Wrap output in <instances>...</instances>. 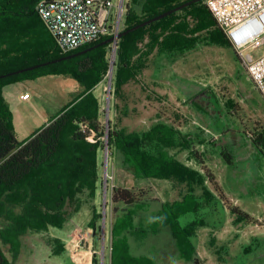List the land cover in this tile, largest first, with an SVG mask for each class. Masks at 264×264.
I'll return each mask as SVG.
<instances>
[{
    "label": "trees",
    "instance_id": "16d2710c",
    "mask_svg": "<svg viewBox=\"0 0 264 264\" xmlns=\"http://www.w3.org/2000/svg\"><path fill=\"white\" fill-rule=\"evenodd\" d=\"M40 1L0 0V76H3L0 78V264H14L28 235L48 233L50 228L62 229L84 207L91 210L89 229L100 235L103 215L96 200L102 186L99 168L102 138L107 140L110 151L114 149L116 155L125 156L137 178H174L181 182L189 176L203 178L204 183L208 180L216 188L218 184L214 175L203 167L204 174L168 156L169 148H189L191 136L184 135L173 124L158 120L144 131H129L120 126L124 118L130 117L124 88L149 68L154 54L175 61L201 44L233 48L205 1L118 40L112 85L115 120L109 118L108 125L102 122L104 111L93 89L108 74L112 44L58 60L99 45L111 36L64 53L36 12ZM187 1L190 0H128L124 3L123 29H131ZM45 63L49 64L16 74ZM47 75H71L84 88V93L47 125L20 142L9 110L7 119L3 89ZM263 140L260 135L251 141L260 146ZM148 197L135 189L115 186L111 194L113 212ZM119 234L122 229L115 226L114 246ZM44 240L53 256L65 253L62 239L48 236ZM3 245L8 247L12 259L7 257ZM99 262L94 249L93 264ZM193 264L204 263L195 259Z\"/></svg>",
    "mask_w": 264,
    "mask_h": 264
},
{
    "label": "rangeland",
    "instance_id": "374dc122",
    "mask_svg": "<svg viewBox=\"0 0 264 264\" xmlns=\"http://www.w3.org/2000/svg\"><path fill=\"white\" fill-rule=\"evenodd\" d=\"M124 20L123 14L121 31ZM105 37L108 36L101 39ZM111 44L109 71L116 61L114 43ZM260 49L263 50V47L247 51L256 55L260 54ZM163 56L154 54L149 68L124 88L129 115H137L140 122L134 124L129 117L124 118L120 126L127 127L129 131H144L159 120L179 129L180 122L183 127L179 130L184 135L192 136L188 139L191 143L187 149L180 146L169 148L168 156L202 174L203 167L214 175L217 188L207 179L204 183L203 178L198 177L192 179L187 176L181 182L174 178H137L123 154L116 155V151H110L109 146L106 151L107 140L102 138L99 150L102 186L96 204L102 215L106 207L104 257L111 249L109 232L107 234L109 213L113 210L111 194L113 187L118 186L135 189L138 193L148 194L155 201H163L161 212L177 219L180 232L177 245L186 247V257L191 256L192 263L199 259L207 264H264V140L260 146L251 141L260 135L264 137V98L249 77L245 63L231 47L201 44L195 51L175 61ZM109 71L96 92L103 105L104 125H107L105 110L109 98V118L115 120V110L112 108L114 69L111 88ZM63 77H71L77 82L71 75ZM58 84L55 91L53 87L52 91H47L30 85L3 89L7 119L9 110L18 131V141L29 138L68 104L73 93L63 92L67 88L64 82ZM25 93L31 96L30 100L21 96ZM105 169L108 174L107 186L104 185ZM90 214V208L84 207L73 215L76 217L75 223L83 230L89 228L91 219H87V215ZM64 232L50 228L48 233L28 235L14 264H76L79 253L76 250L70 252L72 247L67 245L71 236L67 241L62 239L66 251L61 256H53L45 244L44 239L48 236L61 239ZM101 235L102 232L94 235L93 246L100 264ZM85 243L86 239L80 242L83 249ZM2 247L7 257L12 259L8 247ZM184 258L180 264H184ZM153 260L158 261V258L154 256ZM173 261L179 264L175 255Z\"/></svg>",
    "mask_w": 264,
    "mask_h": 264
},
{
    "label": "built area",
    "instance_id": "2783aa9c",
    "mask_svg": "<svg viewBox=\"0 0 264 264\" xmlns=\"http://www.w3.org/2000/svg\"><path fill=\"white\" fill-rule=\"evenodd\" d=\"M124 3L125 0H42L36 12L61 51L70 53L103 36L117 37ZM205 4L264 98V0H205ZM260 47V54L247 51ZM29 97L23 96L26 100ZM90 141L94 142L93 138ZM81 241L78 236L77 245Z\"/></svg>",
    "mask_w": 264,
    "mask_h": 264
},
{
    "label": "crops",
    "instance_id": "0c3cea01",
    "mask_svg": "<svg viewBox=\"0 0 264 264\" xmlns=\"http://www.w3.org/2000/svg\"><path fill=\"white\" fill-rule=\"evenodd\" d=\"M63 76L67 75L41 76L32 80H24L10 86H13V88H17L19 86L26 87V85L39 86L40 88H43L47 91H52L51 87H53V91H55V85L60 82H64L65 87L67 88L64 89L63 92L68 93V91H71L73 93L72 96H70L71 98L68 104L64 106L63 109H65L68 105L78 100L83 95L84 88L79 83L78 85L77 82L71 77L69 78ZM101 85L102 84H99L93 89V93L98 98L99 96L96 94V92L98 88L101 87ZM74 92L76 93L74 94ZM25 94L21 96H24ZM58 95L60 97V90L58 91ZM30 99L31 96L27 100ZM101 106L103 109L102 104ZM62 110H60L59 113ZM136 116L137 115H132L129 118L130 120H133L132 123L134 124L140 122V119L136 118ZM52 118H54V116H52ZM52 118H50V120ZM48 123L49 122H46L45 125ZM178 127L180 130L183 127L180 122ZM14 128L17 135L18 131L16 126H14ZM162 204V200L159 202L148 197L141 199V201L135 205L127 207L123 206L121 211L118 213H114L111 209L112 211H110L108 218L109 222L107 223V234L109 232L108 239L109 245L111 244V249L107 250L106 256L104 257L106 259V264H174V255L176 256V260L179 261V264L184 257V264H193L191 256L186 257V247H180L177 245L178 235H180V232L178 231L179 223L177 222V219L171 218L162 213V207H160ZM137 209H139V211H137ZM87 219H91V214L90 216L87 215ZM75 222V216L66 222L62 228V230H65V232L61 239L67 241L68 237L71 236V239L67 241L68 247H72L70 252L73 253V251L76 250L80 254L82 251L80 256L81 260H78V262L75 261L76 264H92V258L94 254L93 246L95 245L93 230L87 227H85V230H83V228L77 225ZM115 226L116 228L122 229V234H119L117 238L116 246H114ZM82 231L83 233H81ZM78 236H81L82 240L86 239L84 249L80 245H77ZM79 249L83 250L80 251ZM154 256L158 258V261L153 260ZM201 261L204 264H207L205 261Z\"/></svg>",
    "mask_w": 264,
    "mask_h": 264
},
{
    "label": "water",
    "instance_id": "95a60500",
    "mask_svg": "<svg viewBox=\"0 0 264 264\" xmlns=\"http://www.w3.org/2000/svg\"><path fill=\"white\" fill-rule=\"evenodd\" d=\"M201 1H205V0H190V1H187V2H185L183 4H181V5L175 7L173 9H171V10H169V11L161 14V15H158V16L152 18V19H149V20H147V21H145V22H143V23H141V24H139V25H137V26H135V27H133L131 29H128V30H124L123 29L118 34L117 37H112L109 40H107V41H105V42H103V43H101L99 45H96L94 47H90V48H88V49H86L84 51H81L79 53L70 55V56L65 57L63 59H59L58 61H61V60H64V59H70V58H73V57H77V56H79L81 54H84V53H87V52H89V51H91V50H93V49H95L98 46L103 45V44H109V43H115V44H117L118 40L123 35H126L129 32H133L135 30H138V29H140L142 27H146L148 25H151V24H153V23H155V22H157V21H159V20H161V19H163V18H165L167 16H170V15L176 13V12L182 11L183 9L191 6L192 4H195V3H198V2H201ZM115 55H116V53H115ZM114 58H115V56H114ZM248 58H249V61H251L250 56ZM53 62H57V61H53ZM112 62H113V60H112ZM48 64L49 63H45V64H42V65H37L35 67H31V68L26 69V70L18 71V72H16V74L22 73L23 71L34 70V69H37L39 67H42V66H45V65H48ZM113 69H114V64L112 63L111 64V67H110V71H109V74H110V78H109V88H111V84H112ZM13 74H15V73H13ZM2 77L3 76H0V78H2ZM105 111L107 113V125H108V122H109V112H110V98L108 99L107 109ZM105 145H106V151H107L108 150V142L107 141H106V144ZM107 161H108V154L106 153L105 154V165L106 166H107ZM107 175H108L107 174V169H105V173H104V185L105 186H107V184H106L107 183ZM105 212H106V207L104 206L103 220H102V226H101L102 227V235H101V237H102V248H101L102 257H101V264H104V252H105V239H106V215H105Z\"/></svg>",
    "mask_w": 264,
    "mask_h": 264
},
{
    "label": "bare ground",
    "instance_id": "6f19581e",
    "mask_svg": "<svg viewBox=\"0 0 264 264\" xmlns=\"http://www.w3.org/2000/svg\"><path fill=\"white\" fill-rule=\"evenodd\" d=\"M80 256H81V253L78 254L77 260H81V259H80Z\"/></svg>",
    "mask_w": 264,
    "mask_h": 264
}]
</instances>
